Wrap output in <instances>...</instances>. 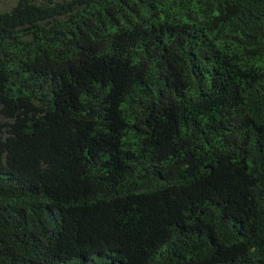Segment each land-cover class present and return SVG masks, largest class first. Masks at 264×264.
I'll return each mask as SVG.
<instances>
[{"label": "trees", "instance_id": "obj_1", "mask_svg": "<svg viewBox=\"0 0 264 264\" xmlns=\"http://www.w3.org/2000/svg\"><path fill=\"white\" fill-rule=\"evenodd\" d=\"M15 1L0 264H264V0Z\"/></svg>", "mask_w": 264, "mask_h": 264}, {"label": "rangeland", "instance_id": "obj_2", "mask_svg": "<svg viewBox=\"0 0 264 264\" xmlns=\"http://www.w3.org/2000/svg\"><path fill=\"white\" fill-rule=\"evenodd\" d=\"M15 3V0H0V12L9 10Z\"/></svg>", "mask_w": 264, "mask_h": 264}]
</instances>
